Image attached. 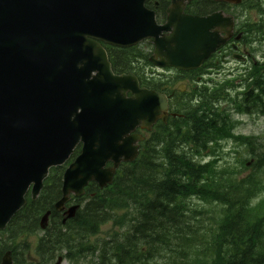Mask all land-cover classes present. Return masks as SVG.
<instances>
[{"label":"water","instance_id":"1","mask_svg":"<svg viewBox=\"0 0 264 264\" xmlns=\"http://www.w3.org/2000/svg\"><path fill=\"white\" fill-rule=\"evenodd\" d=\"M145 1L0 0V229L28 187L35 196L47 169L62 164L78 142L56 210L88 181L109 183L121 158H133L124 140L134 142L128 134L137 125L149 129L165 120V97L139 88L131 74L114 76L95 40L128 47L151 38L149 60L181 69L196 68L224 42L220 18L185 16L184 0H171L159 26ZM0 264H11L8 253Z\"/></svg>","mask_w":264,"mask_h":264},{"label":"trees","instance_id":"2","mask_svg":"<svg viewBox=\"0 0 264 264\" xmlns=\"http://www.w3.org/2000/svg\"><path fill=\"white\" fill-rule=\"evenodd\" d=\"M261 26L253 23L247 28L260 33ZM147 56L136 49L115 51L113 67L127 72L137 59L147 62ZM253 75L244 102L264 117V61L257 63ZM193 110L175 122L172 132L171 122L160 126L159 145L152 150L145 146L140 158L123 167L109 189L88 197L73 219L62 225L59 214L52 212L47 229L32 247L26 237L38 230V217L60 197V174L49 177L38 199L9 222L10 246L0 241V258L9 249L17 264L16 253L22 248L29 250L35 264H47L63 250L76 263L94 256L92 264H142L156 257L164 264H264V208L250 206L258 183L232 179V173L227 177L217 159L204 165L193 161L201 153L214 155L210 142L231 137L229 113L216 112L209 101ZM89 190L97 188L91 185ZM192 200L203 204L194 207ZM112 213L127 228L120 241L115 235L101 246L90 242L89 236Z\"/></svg>","mask_w":264,"mask_h":264},{"label":"rangeland","instance_id":"3","mask_svg":"<svg viewBox=\"0 0 264 264\" xmlns=\"http://www.w3.org/2000/svg\"><path fill=\"white\" fill-rule=\"evenodd\" d=\"M252 48H254L255 51L253 53H251V59L247 60L250 63H251V61H253V59L254 60H261L264 57V40L260 44L259 43L252 44ZM226 61L229 62V64L226 65L228 68L235 69L236 67H238L240 69V65H236L235 61L232 58H229ZM232 114H234V112H232L231 115ZM232 119L239 122V124L234 129V133H236V134H243V135L251 134L255 137H258V136L264 134V119L263 118H259L257 116L248 117V116H244V115H239V116L238 115H232ZM231 144L232 143L229 142L228 144L224 145L223 153L231 152V148H232ZM239 151L242 153L244 158L248 157L246 154L245 148L242 147L239 149ZM224 158L228 164H233V165H235L237 160H238V158L234 157L233 155H230V157H224ZM251 171H252V169H249V170L240 169V172L243 173L244 176L247 174H250ZM108 228L112 229V225L110 223H108L102 229V231H104L105 229H108ZM103 234L100 233V236H103ZM109 253H110V251H109ZM62 264H70V263L68 260H65ZM142 264H155V262L153 260H151V261L144 262Z\"/></svg>","mask_w":264,"mask_h":264},{"label":"flooded vegetation","instance_id":"4","mask_svg":"<svg viewBox=\"0 0 264 264\" xmlns=\"http://www.w3.org/2000/svg\"><path fill=\"white\" fill-rule=\"evenodd\" d=\"M183 91H185V90H182V92H183ZM175 95H180V93H179L178 90L173 89V90L171 91V102L173 101Z\"/></svg>","mask_w":264,"mask_h":264}]
</instances>
